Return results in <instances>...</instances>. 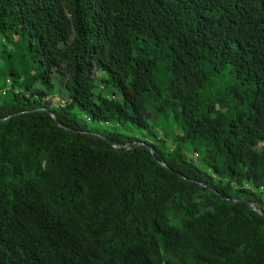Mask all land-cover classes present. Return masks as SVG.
Instances as JSON below:
<instances>
[{"label": "trees", "instance_id": "1", "mask_svg": "<svg viewBox=\"0 0 264 264\" xmlns=\"http://www.w3.org/2000/svg\"><path fill=\"white\" fill-rule=\"evenodd\" d=\"M0 264H264V0H0Z\"/></svg>", "mask_w": 264, "mask_h": 264}, {"label": "rangeland", "instance_id": "2", "mask_svg": "<svg viewBox=\"0 0 264 264\" xmlns=\"http://www.w3.org/2000/svg\"><path fill=\"white\" fill-rule=\"evenodd\" d=\"M56 81V88L55 91H51L50 96L48 97V101L52 102V104L54 105V108L56 111H61L66 107V103H67V98L65 93L62 91V81L61 78L59 80H55ZM105 126V125H103ZM172 127V121L170 120V128ZM169 128V126H168ZM156 132L158 133V135H161L160 131H158L156 129ZM168 145L171 147V143L168 142ZM261 147V144L257 147V149H259ZM189 153H192V150H189ZM199 162V160H198ZM248 186V185H246ZM250 186V185H249Z\"/></svg>", "mask_w": 264, "mask_h": 264}, {"label": "water", "instance_id": "3", "mask_svg": "<svg viewBox=\"0 0 264 264\" xmlns=\"http://www.w3.org/2000/svg\"><path fill=\"white\" fill-rule=\"evenodd\" d=\"M1 119H3V118H1ZM114 146H117V145H114ZM160 164L163 165V166H166V164L164 162H160ZM223 198L227 199V197H223ZM247 203H248V205L250 207H252L253 209L257 210V212L262 213L261 210L258 209L254 203H252L250 201H247Z\"/></svg>", "mask_w": 264, "mask_h": 264}]
</instances>
